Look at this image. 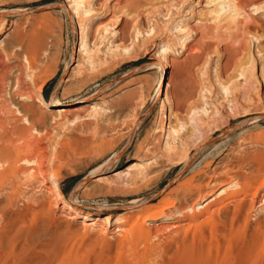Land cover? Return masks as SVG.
Returning <instances> with one entry per match:
<instances>
[{"label":"rangeland","instance_id":"rangeland-1","mask_svg":"<svg viewBox=\"0 0 264 264\" xmlns=\"http://www.w3.org/2000/svg\"><path fill=\"white\" fill-rule=\"evenodd\" d=\"M73 1L0 0V12L26 10L0 16V52L7 66H19L11 78L20 73L21 80L17 90L5 80L0 92V162H12L30 140L48 154L45 178L20 175L0 186V264H264V120L225 133L264 115V14L248 11L256 21L250 28L225 31L210 23L204 0H131L130 10L86 0L92 11L86 55L67 10ZM125 22L123 35L113 36ZM33 34L43 42L29 71L22 57L5 55L4 44L23 54L16 48ZM164 57L162 71L157 63ZM83 99L82 112L56 115ZM55 101L67 105L47 106ZM14 105L45 133L26 132L23 117L10 112ZM140 157L149 177L126 170ZM118 170L133 179L114 176ZM55 182L81 213L97 216V225L88 229L62 208ZM231 182L247 195L230 204L219 199L214 216L206 208L193 213ZM167 202L175 203L171 221L147 220L146 230L161 229L153 237L135 234L127 241L103 220L121 214L123 228L131 229L141 208Z\"/></svg>","mask_w":264,"mask_h":264},{"label":"bare ground","instance_id":"bare-ground-1","mask_svg":"<svg viewBox=\"0 0 264 264\" xmlns=\"http://www.w3.org/2000/svg\"><path fill=\"white\" fill-rule=\"evenodd\" d=\"M111 1H115V3L112 5V10L113 9L116 10L119 6L121 7V5L127 7L128 10L131 9V7L129 6V2H131V0H126L124 2L122 0H111ZM87 2H86V0H74L73 4H71V5L68 4L69 6H67L68 7L67 10H69L70 18L72 20H74V19L77 20L78 27H79V30H80L79 31L80 32L79 53H84L86 55H89L90 52L86 49V46H87L86 42L88 40L89 30H91L89 22L92 19V11H91V9H89V6H88L89 2L88 3ZM248 3H249V0H204V6L203 7L207 9V15L210 17L209 21L217 30H225V31L226 30L227 31H236L237 30L238 31L239 27H242L243 29L250 28L253 25L252 22H256L255 19H253L252 15L256 16V15L264 14V5L258 6V4H257V5H253V6H249L248 7V5H249ZM248 11H252V12H255V13L251 15L250 13H248ZM25 12H26V10L25 11H22V10L4 11V12H0V16L6 17L8 15V13H15L16 15H19V14H24ZM147 13H149V10H148ZM86 18L90 19V20H87V22H85ZM126 25H127V23L125 22L124 25L122 26V28L118 29L115 32L113 31V36H115L116 38H119L120 36H122L124 31H125ZM258 27H259V25H258ZM97 31L100 34L103 35L105 32L108 31V29H106L104 31H101L98 28ZM32 36H33L32 40L29 42V44L27 43V45L24 46L25 42H22V43H20L19 46H17L16 51H21V50L23 51L24 50L25 53H23V54L22 53L15 54V52L13 53L12 51L8 52L9 51L8 50V46L6 45V43L4 44L5 45L4 52L6 53L5 55H7L8 57H12V56H15L17 58L22 57L23 60L27 63V68L26 69H29V71H32V70L36 69V62H38L37 58H38L39 51H40V48H41V41L43 40V36L42 35L33 34ZM32 41H34L35 43H33ZM103 41H106V38H104ZM181 48L183 50L186 49V40L184 42H182V47ZM124 51H127L126 48H125ZM97 57H98L97 54H95L94 56H89L88 61L89 62L91 61V63L93 64L94 62H92V61L96 62L97 59H98ZM165 59L166 58L164 57L163 59H161L157 63V65L160 67V69L162 71H163V69L166 66ZM0 66H1V69H0V71H1V74H0V92L3 89V85L5 84V80H8L7 83L9 85H14L15 86L14 88L16 90L19 89L21 80H20V77L18 75L20 73L19 74L17 73V75L15 76L14 79L11 78V75H13V77H14L15 72L13 70L18 65L13 66V67L7 66L5 64V60H4L3 54H2V52H0ZM18 68H19V66H18ZM161 87L162 86H158V88L156 90V96L157 97H159L160 94H161V91H162ZM39 92L40 93L42 92V87L39 88ZM19 96H20L21 100H25L27 98V96L24 95V94H21ZM165 99H167V98H165ZM165 99L162 101L161 106H160L162 111L164 110V108L167 105V101ZM42 100H43V97L38 99L39 102H42ZM85 101L86 100L83 99V101L77 102V104H74V106L71 108L70 111L66 107H61V108L56 110V115L58 117H62V116H67L71 112L80 113V112L83 111L82 107H84L83 105H84ZM48 105H67V104H64L61 101H55V102L48 103L47 106ZM14 107H15V111H11L10 110V112H12L11 114H14L15 116L23 117L22 121L24 122L25 125H27V128H25L26 132H28V133H36L37 135H42V134L45 133V132H41L40 130H38L36 128L35 122L32 119H30L28 114H26L24 111L21 110V107H17L15 105H14ZM92 109L97 111L98 110V104L97 103L93 104V108ZM258 120H264V118L259 119V116H257V117L248 118L246 120H243L240 123L234 125L233 126L234 130L230 131V133H232L234 131H237V130H240V129H243L244 127L248 126L250 123L257 122ZM237 126L239 128L235 129V127H237ZM45 135L47 136V133ZM30 138H32V137H30ZM30 138H28V139H30ZM37 140H39V139H37ZM23 141H24V139H23ZM19 148H21V147H19ZM35 149L36 150H34V148H33V143H32L31 140L27 141V142H24V146L22 147L21 152H19L17 154L16 158L13 159L12 162L8 161L5 165L0 162V169H2L0 171V186H2L4 183H6L7 180H9V179L14 180L15 178H18V176H20V175H22L23 177H24V175H29V176H31V178L33 177V179H35V177L38 178V179L40 177L41 178H45L46 177V174H47L46 161L48 159L47 151L42 146L41 147L38 146V148H35ZM2 150H3V147H2ZM9 152H11V151L9 150ZM114 160H112V161H114ZM144 161H145L144 158L140 157V158H138V160L136 162H133L132 164H130V166H128V168L126 170H129V172L137 170V171H140L141 176L143 178L149 177L152 172L149 169V167L143 166L141 164ZM126 172H128V171H126ZM114 176L119 177V178L124 177V176H128V177L132 178V176H129V174L125 173L124 170L116 171ZM27 178H28V176H27ZM28 179H30V177ZM100 179L101 178L96 179L95 181H100ZM134 179H136V178H134ZM263 184H264V180H263ZM44 186H46V185H44ZM239 186H240V183H238V182H231L229 184H221L220 190L214 196H211L209 198H205L204 200H202L203 201L202 202L203 206L200 205V204H197V205L193 206V208H192L193 213L196 214V211H198V210H200L202 208H206L207 212L209 214H211V215L213 214L212 216H214L215 213L220 212V210H221V207L220 208H215V206H214L215 203L219 199L225 197L229 201V204H230V202L236 200V198L239 196L240 193H244L245 195H247L248 191L243 189V188H241V189H243V190H241V192L239 190H238L239 192H236L237 190L235 191V189L239 188ZM47 188L50 189V187H48V186H47ZM54 188H55V190L53 189V191H55V193H57V195H56L57 197L55 196L56 197L55 200H58L60 198H62V200H64L62 208L65 209V211H67L69 214L74 215L75 217L77 215L79 218H81L82 221L86 223V226H87L88 229H90L91 227L97 225V222H96L97 216L93 217L92 214H90V213H81L80 210L75 205L71 204L68 200H65L64 196L62 194V191H61L59 185L56 182L54 184ZM256 194L258 195V192L255 193L254 195L256 196ZM225 198L223 200H225ZM263 202H264V191H263V194H262V200L260 201L259 205H261V203H263ZM137 203H138V201H137ZM174 206H175V203L167 202V203H165V204H163L162 206H159V207H153V208L145 207V208H141L140 209V213L138 212L139 215L137 216V218H136L135 222L133 223L131 229L130 228L129 229L128 228H126V229L123 228V226L127 225L126 224L127 220L121 214L119 216H117L115 219L107 215L103 220L105 221V224H108V225L109 224H113V223L116 224V226L119 227V228H117L116 231H124V235H122L123 236L122 239L125 238L127 240V238L131 237L132 235L134 236L135 234H137V236H139V237L141 235L142 237L145 236V237L149 238L150 236H152L153 234H155L157 232H158L157 234H160L159 232H160L161 229H155L153 231L146 230L145 226H146L147 220L148 219H152L153 221H157V222L158 221H164V222L171 221L172 220V215L169 214L168 211H170V209H172ZM219 206H220V204H219ZM75 217H73V218H75ZM91 217H93V218H91ZM211 220H212V218H211ZM88 221H91V222H88ZM173 227H175V226H173ZM165 232H167V231H165ZM260 233H261V231H260ZM135 239H137V238H135ZM132 241L134 242V240H132ZM140 255H142V254H140ZM134 256L137 258L139 255H138V253H135ZM147 257H148L147 255H144L143 261H146ZM133 261L135 262V260H133ZM162 261H163V259H162ZM142 263H144V262H142Z\"/></svg>","mask_w":264,"mask_h":264},{"label":"water","instance_id":"water-1","mask_svg":"<svg viewBox=\"0 0 264 264\" xmlns=\"http://www.w3.org/2000/svg\"><path fill=\"white\" fill-rule=\"evenodd\" d=\"M51 7H53V6H52V5H49V6L39 7V8H35V9H33L32 11L45 10V9H48V8H51ZM8 15H16V14H15V13H9ZM262 118H264V115L259 116V119H262ZM237 128H239V127H238V126L235 127V129H237ZM233 130H234V127L228 129V130L226 131V133H230V131H233Z\"/></svg>","mask_w":264,"mask_h":264}]
</instances>
